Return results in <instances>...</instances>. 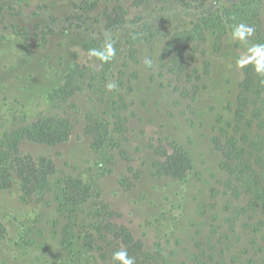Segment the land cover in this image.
<instances>
[{
  "label": "rangeland",
  "instance_id": "1",
  "mask_svg": "<svg viewBox=\"0 0 264 264\" xmlns=\"http://www.w3.org/2000/svg\"><path fill=\"white\" fill-rule=\"evenodd\" d=\"M235 1L0 0V141L41 114L75 124L58 144L23 140L22 153L51 158L55 171L48 190L31 199L18 183L0 188L7 229L0 264H96L83 236L72 251L61 244L58 198L69 175L90 184L91 203L102 199L121 214L157 264H264V202L223 168L217 145L220 138L238 157L264 165V98L259 111L251 106L235 120L244 77L237 60L256 43L232 40L231 32L220 40L211 31L186 33L205 13ZM120 15L123 24H110L109 16ZM108 39L117 50L105 83L52 100L72 68L97 64L85 43ZM181 53L190 65L183 74L174 63ZM109 82L116 85L111 91ZM193 83L199 85L194 95ZM96 119L111 124L102 144L87 131ZM162 144L188 153L192 165L183 179L158 173Z\"/></svg>",
  "mask_w": 264,
  "mask_h": 264
},
{
  "label": "trees",
  "instance_id": "2",
  "mask_svg": "<svg viewBox=\"0 0 264 264\" xmlns=\"http://www.w3.org/2000/svg\"><path fill=\"white\" fill-rule=\"evenodd\" d=\"M260 1L238 0L228 7L216 8L205 13L195 28L186 33L189 37L196 38L203 36L205 31H211L217 40H220L231 32L234 25L246 23L255 29L249 39L256 44H264V18H261ZM108 19L112 25H121L125 22L123 15L109 16ZM104 42L105 40L89 41L85 43V49L89 51L91 48H100ZM93 58L97 64H78L72 68L59 87L52 91L51 99L67 101L85 87L103 85L107 70L113 65L115 57L109 62ZM174 63L181 74L190 67L183 53L175 58ZM192 72L196 74V80L201 78L196 68H193ZM198 91L199 85L193 83L192 94ZM261 98H264V75L256 73L253 65L249 64L244 67V77L239 83L236 122L240 123L245 118L251 106L259 111ZM87 131L95 132L97 134L95 142L102 144L111 132V124L106 120L96 119L89 123ZM74 132L75 124L70 118L44 114L21 128L4 132L0 141V188L10 189L18 183L25 199L45 193L50 186L49 178L55 171V163L46 156L22 153V142L26 139L54 145L67 141ZM217 145L224 155L223 168L240 178L246 194L264 202V165L258 168L254 165V160L245 159L244 154L238 157L236 149L225 146L220 138L217 139ZM157 153L158 173L174 179H183L189 172L191 159L181 146L162 144L157 147ZM260 159L264 160L263 157ZM92 199V187L81 176L66 177L58 198L59 214L64 220L61 244L65 249L74 250L76 238L80 239L83 236L84 245L91 252L96 264H118L112 260V254L120 248H126L129 255L136 258V264H157L156 253L148 250L143 240L137 237L128 225L120 221L121 214L104 200L98 199L91 203ZM78 230H81L79 236L76 233ZM6 232V226L0 220V241L4 239Z\"/></svg>",
  "mask_w": 264,
  "mask_h": 264
},
{
  "label": "clouds",
  "instance_id": "3",
  "mask_svg": "<svg viewBox=\"0 0 264 264\" xmlns=\"http://www.w3.org/2000/svg\"><path fill=\"white\" fill-rule=\"evenodd\" d=\"M255 29L246 24L239 23L232 27L231 38L232 40H239L243 43H247L248 39L253 36ZM116 54L114 42L110 39L105 40L104 44L100 48H91L88 51L89 57H96L103 62L111 61ZM143 63L151 68L153 61L149 57H145ZM252 64L256 73L264 75V44H253L248 47L247 52L242 54L237 60V66L244 68L247 65ZM107 89L111 91L116 87L115 83L109 82L106 85ZM112 260L118 262V264H136V258L129 255L126 248H120L113 252Z\"/></svg>",
  "mask_w": 264,
  "mask_h": 264
}]
</instances>
